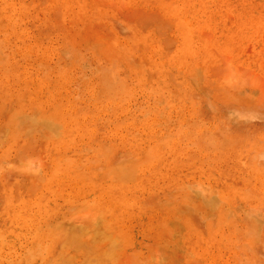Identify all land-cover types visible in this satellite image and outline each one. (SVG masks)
I'll list each match as a JSON object with an SVG mask.
<instances>
[{"label":"rangeland","instance_id":"rangeland-1","mask_svg":"<svg viewBox=\"0 0 264 264\" xmlns=\"http://www.w3.org/2000/svg\"><path fill=\"white\" fill-rule=\"evenodd\" d=\"M0 264H264V0H0Z\"/></svg>","mask_w":264,"mask_h":264}]
</instances>
